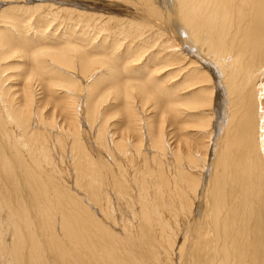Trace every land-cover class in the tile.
I'll list each match as a JSON object with an SVG mask.
<instances>
[{
	"label": "bare ground",
	"instance_id": "obj_1",
	"mask_svg": "<svg viewBox=\"0 0 264 264\" xmlns=\"http://www.w3.org/2000/svg\"><path fill=\"white\" fill-rule=\"evenodd\" d=\"M0 264H264V0H0Z\"/></svg>",
	"mask_w": 264,
	"mask_h": 264
},
{
	"label": "rangeland",
	"instance_id": "obj_2",
	"mask_svg": "<svg viewBox=\"0 0 264 264\" xmlns=\"http://www.w3.org/2000/svg\"><path fill=\"white\" fill-rule=\"evenodd\" d=\"M178 239V238H177Z\"/></svg>",
	"mask_w": 264,
	"mask_h": 264
}]
</instances>
